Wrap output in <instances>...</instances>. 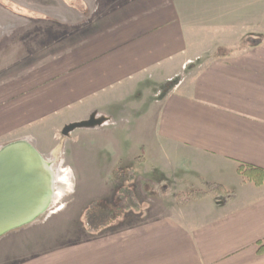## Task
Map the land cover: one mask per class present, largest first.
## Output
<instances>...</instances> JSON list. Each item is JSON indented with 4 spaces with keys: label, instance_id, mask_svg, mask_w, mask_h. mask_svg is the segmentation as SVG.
Here are the masks:
<instances>
[{
    "label": "crops",
    "instance_id": "0c3cea01",
    "mask_svg": "<svg viewBox=\"0 0 264 264\" xmlns=\"http://www.w3.org/2000/svg\"><path fill=\"white\" fill-rule=\"evenodd\" d=\"M97 6L86 24L63 6L70 18L57 22L54 35L35 25L43 13L22 15L29 20L26 40L0 44V128L78 105L109 120L113 94L162 72L174 77L184 64L208 57L154 99V137L214 171L227 169L230 183L207 178L200 162L172 166L233 194L141 205L133 212L138 221L114 230L109 224L72 244L34 247L2 264H264V180L255 185L237 172L240 162L264 170V0H98ZM196 24L228 28L227 40L193 32ZM250 39L260 43L250 46ZM7 48L16 54L4 63ZM156 163L149 167H162Z\"/></svg>",
    "mask_w": 264,
    "mask_h": 264
},
{
    "label": "rangeland",
    "instance_id": "374dc122",
    "mask_svg": "<svg viewBox=\"0 0 264 264\" xmlns=\"http://www.w3.org/2000/svg\"><path fill=\"white\" fill-rule=\"evenodd\" d=\"M65 1L73 5L72 8L61 0H0V44L11 39L26 40L27 35L24 33L27 30L24 29L29 20L22 17L26 10L43 13L44 16L35 25L41 32L48 31L53 35L61 28L57 22L68 23L70 18L66 12L63 13V6L66 11L76 15L80 24H86L97 13L92 11L97 9L98 0ZM63 28L68 29L66 26ZM226 29L228 28L216 25L196 24L192 30L208 39L213 37L220 41L226 39ZM12 50L7 48L3 52L2 62L12 61L16 54ZM207 58H198L191 67L184 64L182 69L176 70L174 77L165 79L163 76L168 73L162 72L161 78L148 79L143 86H136L134 90L130 89L129 93L127 89L122 96L113 94L106 108L110 119H105L103 125L77 127L67 135H62L61 131L65 125L88 120L94 115L89 105L86 109H83L86 105H78L57 115L37 120L18 119L1 127L0 148L18 140H25L50 164L55 182V196L45 212L32 222L0 236V264L12 263L18 253L30 252L34 247L41 249L40 246L72 244L89 238L90 233L82 219L83 210L92 201H98L115 210L116 192L121 186L131 187L141 203L140 207L142 205L149 209L161 203L167 207L182 205L187 200L205 193L213 194L221 201L230 198L232 191L217 189V184L204 182L203 178H195L194 173L186 174L179 168H173L176 164L188 165V160L196 163L200 161L195 160L193 154L183 148L175 152L169 151L166 141L154 137V99L157 95L169 91L174 81L192 70L199 69ZM158 144H161V149L167 150H159L158 147L150 155L147 154L148 148ZM151 161L161 163L162 167L159 168L162 170L157 167L150 168L154 163ZM200 163L205 168L203 170L207 178H219L222 182L230 183L231 172L227 169L217 168L214 171L215 169L207 163ZM129 170L133 173L131 179L128 178ZM119 213L110 223L113 226L109 229H118L141 218L132 211Z\"/></svg>",
    "mask_w": 264,
    "mask_h": 264
},
{
    "label": "water",
    "instance_id": "95a60500",
    "mask_svg": "<svg viewBox=\"0 0 264 264\" xmlns=\"http://www.w3.org/2000/svg\"><path fill=\"white\" fill-rule=\"evenodd\" d=\"M104 118L65 125L67 135L77 127L101 124ZM50 164L25 140L0 148V236L32 222L51 204L53 190Z\"/></svg>",
    "mask_w": 264,
    "mask_h": 264
},
{
    "label": "trees",
    "instance_id": "16d2710c",
    "mask_svg": "<svg viewBox=\"0 0 264 264\" xmlns=\"http://www.w3.org/2000/svg\"><path fill=\"white\" fill-rule=\"evenodd\" d=\"M246 42L250 46H255L260 43V40L250 39ZM237 172L240 176L247 178L255 185H260L264 180V170L250 164L240 162L237 167ZM132 177L133 173L129 170L128 178L131 179ZM216 188L221 190L223 187L217 185ZM139 210L140 203L134 190L129 186H121L116 192L115 210L98 201H92L83 210L82 219L87 231L90 233H96L116 219L120 214L119 212H138Z\"/></svg>",
    "mask_w": 264,
    "mask_h": 264
},
{
    "label": "bare ground",
    "instance_id": "6f19581e",
    "mask_svg": "<svg viewBox=\"0 0 264 264\" xmlns=\"http://www.w3.org/2000/svg\"><path fill=\"white\" fill-rule=\"evenodd\" d=\"M56 168H57V166H56ZM57 172H58V170H57ZM53 175V174H52ZM53 179H52V186H53V184L55 183L54 182V176L52 177ZM54 193H53V190H52V192H51V196H50V200L52 201L53 200V198H54ZM57 197V196H56Z\"/></svg>",
    "mask_w": 264,
    "mask_h": 264
}]
</instances>
